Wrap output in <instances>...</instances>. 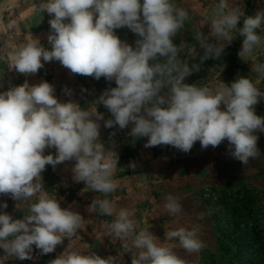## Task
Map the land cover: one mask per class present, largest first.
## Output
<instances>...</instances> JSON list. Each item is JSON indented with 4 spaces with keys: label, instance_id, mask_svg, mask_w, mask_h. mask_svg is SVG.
Here are the masks:
<instances>
[{
    "label": "clouds",
    "instance_id": "9594fccd",
    "mask_svg": "<svg viewBox=\"0 0 264 264\" xmlns=\"http://www.w3.org/2000/svg\"><path fill=\"white\" fill-rule=\"evenodd\" d=\"M45 11L53 17L47 36L50 49L32 39L15 54L16 72L36 74L44 63L58 61L72 74L114 80L117 86L106 89L96 101L114 117L104 126L124 129L131 122L129 135L134 140L147 137L146 148L171 145L187 153L196 141L207 148L226 139L231 155L243 164L260 155L254 133L264 132V117L256 114L255 105L264 98V91L244 76L220 91L184 81L194 70L199 71L203 61L219 59L225 42L230 43L236 31L244 37L239 55L246 61L264 44L257 32L264 26V10L245 17L243 27L238 28L242 10L219 0L210 25L217 43L196 32L193 38L204 54L191 67L180 53L184 48L196 53L195 45L173 43L189 14L172 0H47ZM125 26L139 37L135 48L115 34V29ZM253 70L264 75V63ZM54 92L47 81L32 86L25 82L0 92V195L25 203L39 194L22 219L0 213V248L5 252L0 264L9 258L32 259L33 245L41 254L53 252L64 238L75 236L83 222L78 212L61 208L56 197L44 191L41 173L46 165L55 168L75 160L73 180L105 196L94 199L88 211L106 216L114 213L107 196L118 187L113 179L118 157L99 139V121L104 116L94 106L85 109L75 102H59ZM65 93L71 94L68 89ZM51 148L56 154L45 155V149ZM178 201L169 194L164 209L179 214ZM0 207L6 209L7 203ZM131 216L121 208L109 225V235L131 240V248L139 250L132 264H187L171 247L157 243L158 238L148 229L137 233ZM165 237L178 239L188 253L203 247L196 229L181 227L166 232ZM123 246L131 250L127 243ZM50 264H117V258L66 250Z\"/></svg>",
    "mask_w": 264,
    "mask_h": 264
},
{
    "label": "rangeland",
    "instance_id": "374dc122",
    "mask_svg": "<svg viewBox=\"0 0 264 264\" xmlns=\"http://www.w3.org/2000/svg\"><path fill=\"white\" fill-rule=\"evenodd\" d=\"M15 8L13 24L7 31L4 41L0 42V87L7 91L10 87L23 85L25 82L29 86L36 85L42 81H47L54 86V95L59 102H75L81 108L89 109L95 107L97 112L102 113L103 120H100V141L105 148L114 151L118 157L117 169L113 179L118 180L127 174H136L140 164H158L159 177L156 180L152 176L153 171H149L150 178L146 183L145 192L142 195V203L137 204V210L131 211V218L136 222L137 233L142 229H148L155 237L157 243L168 246L184 259L187 264H203L202 256L206 252L218 255V243L216 241V226L226 229L227 218L230 217V210L238 207L235 201L237 193L249 192L255 196L254 209L257 221V229H260L264 236V132H255L258 136L257 147L260 155L255 159H249L247 164L235 159L229 150L228 141L225 139L217 147L208 146L202 148L199 141H196L192 149L185 153L171 145H160L154 147H144L147 137L136 138L129 135L133 124L120 129L118 125L112 128L104 126L108 119H114L108 109L102 103H96L101 94L109 88L117 85L115 81H108L104 77L99 80L93 76L72 74L70 70L63 67L58 61L46 62L36 74L24 75L13 68L15 54L25 44L32 39H39L41 45L50 49L47 36L50 32L49 20L53 18L45 11L47 0H6ZM176 7L185 9L189 14V19L184 27L178 32L180 44L187 43L195 45L196 53L184 48L181 57H188L191 60L201 57L204 49L193 38L194 34L201 31L209 37L210 43H217L216 37L211 35L212 10L219 3V0H172ZM229 7H239L243 16L237 25L243 27V20L247 16H254L258 11L264 10V0H227ZM67 22V21H66ZM115 34L122 42H126L135 48L136 34L127 27L115 29ZM189 34L190 41L184 37ZM258 34L264 37V26L257 30ZM244 37L233 32V40L225 42V48L235 53L240 64L246 67L245 77L249 78L261 91H264V75H260L253 70L258 63H264V44L257 47L253 54L244 61L239 53L242 50ZM8 55V56H7ZM223 67L216 62H212L206 70L191 84L206 86L214 91L223 90L231 83L224 80L222 74ZM65 89L71 94H66ZM166 91V90H165ZM224 110V106L221 105ZM255 112L258 116L264 117V98L255 105ZM114 133V135H113ZM45 155L56 154L55 148L45 149ZM76 161L70 160L62 162L53 168L46 165V170L41 173L44 191L49 196L56 197L61 208H69L78 212L83 219L88 222L81 223L88 233L89 227L95 231L100 246V251L104 254L117 253L124 257L123 264H132L133 255L139 250L131 248V240L122 242L114 236L109 235V225L115 220L114 217L101 215L97 212H89L88 208L94 199H104L105 196L97 191L86 189L84 182L73 180L72 168ZM134 165V167H133ZM154 174V173H153ZM154 180H153V179ZM85 189L82 192V189ZM118 189V187H117ZM79 192V194H78ZM112 194L107 199L112 204ZM171 194L179 198L181 212L170 214L164 209L166 197ZM38 195L31 198L26 203L10 199V195H4L11 202L7 203L6 210L21 212L19 219H22L31 203L37 202ZM79 195V196H78ZM2 205V203H0ZM2 209V207H0ZM5 210V211H6ZM203 218H200V214ZM188 230L196 229L197 238L202 242L203 247L199 252L188 253L179 244L178 239L167 240L165 233L179 228ZM90 233V232H89ZM73 237L64 238L59 245L70 244ZM88 239V234L84 235ZM76 242V240H75ZM127 243L129 248L123 245ZM58 246V245H57ZM35 258L45 259L46 264L53 260L48 254H41L40 250L33 245Z\"/></svg>",
    "mask_w": 264,
    "mask_h": 264
},
{
    "label": "trees",
    "instance_id": "16d2710c",
    "mask_svg": "<svg viewBox=\"0 0 264 264\" xmlns=\"http://www.w3.org/2000/svg\"><path fill=\"white\" fill-rule=\"evenodd\" d=\"M184 37L190 41L187 32ZM138 38L136 36V39ZM173 43L179 45L180 37H174ZM181 59H187L190 67L192 64L200 63V57L193 60L188 57H181ZM212 62L223 67L222 74L227 82L232 83L238 77H245L246 67L240 64L235 53L224 48L219 59L208 58L203 61L199 71L194 70L184 82L187 84L194 82ZM235 201L238 202V207L230 210L226 229L222 230L216 226L218 255L206 252V255L202 256L203 264H264V236L260 229H257L255 196L249 192H239Z\"/></svg>",
    "mask_w": 264,
    "mask_h": 264
},
{
    "label": "crops",
    "instance_id": "0c3cea01",
    "mask_svg": "<svg viewBox=\"0 0 264 264\" xmlns=\"http://www.w3.org/2000/svg\"><path fill=\"white\" fill-rule=\"evenodd\" d=\"M15 8L6 0H0V42L4 41V37L7 34V31L11 27V24H13V15L12 11ZM2 53H0L1 56ZM3 56V54H2ZM8 56V55H7ZM1 74V71H0ZM0 92H2V88L0 87ZM149 171H153L152 176H155L156 180L159 177V167L158 164L154 163H142L140 164V168L138 173L136 174H127L122 179L115 180L114 182L117 184L118 189L113 192L112 194V206L114 208V213L112 217L116 219V214L119 212L121 208H125L129 210L130 212L134 210V212L137 210V207L135 208L136 203L140 204L142 203V195L145 192L146 189V183L148 178H150ZM153 179V178H152ZM154 180V179H153ZM82 192L85 191L83 188L81 190ZM79 194V192H78ZM79 196V195H78ZM11 199V198H10ZM5 201L11 202L9 198H5L4 195H0V203H5ZM14 201V200H12ZM23 203V202H22ZM26 203V202H25ZM24 204V203H23ZM5 208L0 209V213L7 212L9 215L13 217V219H19L21 212L17 213L15 211H11L10 209L5 211ZM89 219H83L82 223L88 222ZM90 232V233H89ZM88 234L90 238L86 239L84 238V235ZM76 238H74L73 242L70 244L56 246L55 250L51 253H48V255L54 260L61 254H63L66 250L67 251H77L81 252L85 255L89 253H96L101 258H108L109 256L117 258V264H123L124 263V257L122 254L117 253V250L112 254H104L105 252L100 251L99 240L95 238V231L89 227L88 233L85 231L84 225H80V228L77 230ZM76 240V242H75ZM122 241V240H121ZM125 242V241H122ZM5 255V252L2 248H0V257H3ZM32 259H25V260H19L16 258H9L7 259L4 264H46V260L42 258H35L34 253H32Z\"/></svg>",
    "mask_w": 264,
    "mask_h": 264
}]
</instances>
